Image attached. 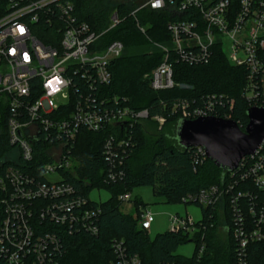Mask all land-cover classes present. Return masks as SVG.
<instances>
[{"label":"built area","instance_id":"built-area-1","mask_svg":"<svg viewBox=\"0 0 264 264\" xmlns=\"http://www.w3.org/2000/svg\"><path fill=\"white\" fill-rule=\"evenodd\" d=\"M0 1V136L6 112L11 146L0 159V264H62L65 234L99 232V208L66 176H75L79 167L73 150L81 131L108 133L103 179L109 185L124 178L123 165L134 142L132 128L148 120L162 126L165 119L102 92L112 84V63L124 52L119 41L101 44L121 23L116 12L110 26L97 31L78 18L72 0ZM146 9L170 18L169 45L153 42L164 53L147 76L153 91L188 88L175 82L174 65H207L221 49L231 65L246 71L242 96L247 104L264 108V0H142L131 15L136 18ZM136 22L146 35V27ZM233 105L222 94L189 96L176 99L171 114L185 120H232ZM191 149L195 166L208 160L203 148ZM54 174L60 178L49 180ZM229 175L222 186L202 189L183 202L212 210L220 203L227 206L237 264H247L249 246L264 241V139ZM118 200L122 205L134 199L124 193ZM139 211V228L149 235L154 215L147 207ZM168 221V231L195 240L194 251L201 258L206 224L178 214ZM112 247L116 260L109 264H142L122 241Z\"/></svg>","mask_w":264,"mask_h":264},{"label":"trees","instance_id":"trees-1","mask_svg":"<svg viewBox=\"0 0 264 264\" xmlns=\"http://www.w3.org/2000/svg\"><path fill=\"white\" fill-rule=\"evenodd\" d=\"M76 5V14L82 21L89 23L97 31L110 26V18L117 13L121 23L110 30L102 39L101 44L107 45L119 41L124 45V52L111 65L112 84L104 88L105 96L127 99V105L135 110H148L150 116H161L165 123L160 126L150 120L137 124L132 128L133 148L125 160V171L122 182L104 183L107 166L103 154V144L108 133L95 134L82 130L75 144L73 153L79 164L75 176L66 173L70 182L79 193L90 199L94 190H105L110 198L105 202L90 201L94 208H99L97 236L83 231L65 234L63 245L66 254L62 264H109L115 262L114 241H122L127 252L139 256L142 264H237L235 243L229 233L227 241L222 243L212 237L217 228V213L211 208L201 207L202 219L207 229L206 251L201 258L196 256V248L192 256L177 255L180 246L186 245L191 239L183 232L158 234L154 239L139 228L140 207L147 205L140 199L133 200L132 213H125L118 200L119 195L131 193L133 188L150 186L153 194L163 198L167 204L184 203L183 198L196 194L202 189L224 184L230 180L229 173L214 166L209 160L195 166L193 149L179 148L174 137V129L178 120L172 116V103L178 98L205 94H222L234 102L231 111L232 120L244 130L248 124L246 115L250 106L242 96L246 82V71L230 64L226 54L217 49L211 62L204 66L190 67L183 64L174 65V80L188 88L156 92L149 84V76L162 62L164 53L158 48H151V42L169 45L166 29L170 21L168 15L150 10H142L136 15L132 11L142 0H130L115 4L111 8L104 0H72ZM2 4V2L0 1ZM1 8V5H0ZM4 10L0 9V14ZM139 20L147 27L146 36L137 28ZM44 40L42 37H40ZM44 42V41H43ZM146 46V47H145ZM114 104V103H113ZM6 112L2 115V135L0 136V159L10 150L7 138ZM153 125L161 132L157 140L158 149L151 154L150 160L135 166L141 160L138 152L146 147V125ZM172 132L162 133L167 128ZM2 169H0V172ZM35 170L31 171L34 174ZM192 204V203H185ZM226 224L230 223L227 206L224 208ZM53 231H59L53 227ZM211 234V235H209ZM197 242H199L197 240ZM197 247V246H196ZM247 264H264V241L251 244L248 248Z\"/></svg>","mask_w":264,"mask_h":264},{"label":"water","instance_id":"water-1","mask_svg":"<svg viewBox=\"0 0 264 264\" xmlns=\"http://www.w3.org/2000/svg\"><path fill=\"white\" fill-rule=\"evenodd\" d=\"M246 115L248 124L244 130L233 120L216 117L178 119L174 129L176 143L183 150L201 147L215 167L225 173L234 172L264 139V108L251 107Z\"/></svg>","mask_w":264,"mask_h":264},{"label":"rangeland","instance_id":"rangeland-1","mask_svg":"<svg viewBox=\"0 0 264 264\" xmlns=\"http://www.w3.org/2000/svg\"><path fill=\"white\" fill-rule=\"evenodd\" d=\"M129 2L130 0H104L105 4H108L111 6H115L117 3L121 2ZM147 29V27H146ZM144 35V34H143ZM146 36V35H144ZM146 38H148L146 36ZM149 43L151 45V48H154V43L149 40ZM146 47V46H145ZM156 48V47H155ZM227 49V48H225ZM146 147L142 150H140L137 154L138 157H140V161L135 166H140L142 163L150 160L151 154L154 150L158 149L157 146V140L160 137L161 132H158L157 129L153 125H146ZM171 133V128H167L162 133ZM14 160H17V158H14ZM60 177L58 175H52L49 176V180L56 181ZM132 200L135 198H138L142 200L147 205V210L154 215V222L152 224V228L150 230V238L154 239L158 234L164 233L169 229V216L178 214L182 217L189 216L193 219L194 222H198L202 219V212L201 207L197 204H167L165 203L163 198L157 197L153 194V188L150 186H141V187H135L133 188L131 192ZM110 198V195L105 190H94L90 194V199L92 201L101 203L105 202ZM133 204L132 202H126L122 204L121 209L124 212L132 213L133 211ZM224 206L222 203H220L217 206L216 213H217V228L214 231V234L212 237L214 239L221 241L222 243L227 241L228 236V227L226 224V218L224 217ZM211 235V234H209ZM195 243H188L186 245L180 246L176 254L177 255H183L186 257H190L193 255L195 250Z\"/></svg>","mask_w":264,"mask_h":264}]
</instances>
